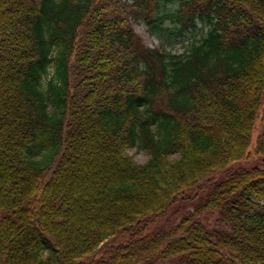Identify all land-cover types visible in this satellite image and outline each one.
Instances as JSON below:
<instances>
[{
	"label": "trees",
	"instance_id": "trees-1",
	"mask_svg": "<svg viewBox=\"0 0 264 264\" xmlns=\"http://www.w3.org/2000/svg\"><path fill=\"white\" fill-rule=\"evenodd\" d=\"M86 259L264 264V0H0V264Z\"/></svg>",
	"mask_w": 264,
	"mask_h": 264
},
{
	"label": "rangeland",
	"instance_id": "rangeland-1",
	"mask_svg": "<svg viewBox=\"0 0 264 264\" xmlns=\"http://www.w3.org/2000/svg\"><path fill=\"white\" fill-rule=\"evenodd\" d=\"M132 23L144 43L148 45H156L173 52H182L191 41L198 39L206 30V26H201L199 22L197 23L198 28H188L182 31H178L177 27L168 21H164L155 26L154 24L148 23L144 18L137 17L133 19ZM46 78H43L44 82ZM260 122L261 114L255 119V128L253 129L251 145L248 147L249 149H251L256 142V137L260 129ZM127 152L133 155L134 159L138 162H144L148 157L145 148L138 149L136 146H132L127 148ZM109 239L113 242H117L119 237L112 236L109 237ZM83 264H89V260L86 259Z\"/></svg>",
	"mask_w": 264,
	"mask_h": 264
}]
</instances>
